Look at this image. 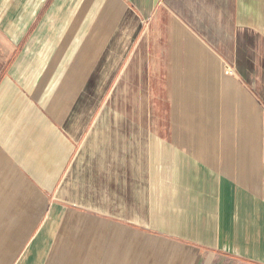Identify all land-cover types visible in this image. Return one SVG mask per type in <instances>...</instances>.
Instances as JSON below:
<instances>
[{"label": "crops", "instance_id": "crops-1", "mask_svg": "<svg viewBox=\"0 0 264 264\" xmlns=\"http://www.w3.org/2000/svg\"><path fill=\"white\" fill-rule=\"evenodd\" d=\"M261 32L262 0H0V264H264Z\"/></svg>", "mask_w": 264, "mask_h": 264}, {"label": "rangeland", "instance_id": "rangeland-1", "mask_svg": "<svg viewBox=\"0 0 264 264\" xmlns=\"http://www.w3.org/2000/svg\"><path fill=\"white\" fill-rule=\"evenodd\" d=\"M252 1V0H251ZM262 4L264 5V0H262ZM258 45H259V53L260 56L255 58V60H257L258 65L261 67L264 66V34L261 32L259 34V41H258ZM264 70V69H261ZM262 74L260 73L259 76H261ZM264 76V75H263ZM261 81V80H260ZM261 83H264V80H262ZM67 251H72V249L67 250Z\"/></svg>", "mask_w": 264, "mask_h": 264}, {"label": "bare ground", "instance_id": "bare-ground-1", "mask_svg": "<svg viewBox=\"0 0 264 264\" xmlns=\"http://www.w3.org/2000/svg\"><path fill=\"white\" fill-rule=\"evenodd\" d=\"M158 125V124H157ZM153 137V136H152ZM105 194V193H104ZM104 197V196H103Z\"/></svg>", "mask_w": 264, "mask_h": 264}]
</instances>
